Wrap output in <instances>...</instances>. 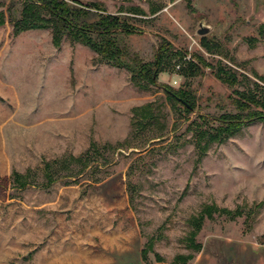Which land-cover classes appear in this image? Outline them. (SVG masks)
I'll return each mask as SVG.
<instances>
[{
    "label": "rangeland",
    "instance_id": "374dc122",
    "mask_svg": "<svg viewBox=\"0 0 264 264\" xmlns=\"http://www.w3.org/2000/svg\"><path fill=\"white\" fill-rule=\"evenodd\" d=\"M65 1L88 10L90 22L120 17L133 28L120 38L142 62L163 39L187 57L151 84L66 30L60 47L52 28L13 37L29 0H0L8 17L0 25V264H174L179 255L186 264H264V123L211 141L219 123L200 115L235 112L234 88L209 67L180 74L193 54L264 74V0ZM164 85L189 88L196 109L188 113ZM48 164L64 177L43 187ZM30 169L33 185L15 187L12 172ZM206 205L241 215L206 219L196 251L191 219Z\"/></svg>",
    "mask_w": 264,
    "mask_h": 264
},
{
    "label": "trees",
    "instance_id": "16d2710c",
    "mask_svg": "<svg viewBox=\"0 0 264 264\" xmlns=\"http://www.w3.org/2000/svg\"><path fill=\"white\" fill-rule=\"evenodd\" d=\"M94 8L102 10L100 6ZM88 14V10L75 11L65 0H29L28 4L23 6L20 18H13V32L16 35L30 29L52 28L53 44L55 47H60L66 30L73 43L89 46L101 60H105L112 66L126 68L132 73V77L138 76L151 84H156L159 74L172 67L174 61L184 60L187 57V53L178 50L169 41L163 39L155 52L153 61L142 62L137 54L132 55L120 38L122 33H130L133 30L132 27L126 25L120 17L112 14L101 15L97 21L90 22ZM7 18V13L0 10V25H3ZM202 45L208 52L214 53L212 46ZM191 57L192 60L186 62L180 74L187 78L196 77L203 74L202 66L209 67L219 81L234 88L235 96H231V103L235 112H224L219 116L200 115V118L208 123L211 121L219 123L214 130H208L211 141L223 142L244 126L256 122L264 123V74L254 71V78H252L248 72H240L221 60L214 64L207 62L199 54H193ZM232 63L235 64V62ZM163 87L166 95L175 103L183 106L188 113H192L196 109V97L189 88L184 86L174 88L168 85ZM202 133L205 134L206 131ZM91 148L98 149L96 144H93ZM88 152H85L86 156H88ZM72 159L81 161L83 156L72 157ZM68 162L57 160L56 164L63 165ZM50 166L48 164V174L42 183L43 187H48L55 180L64 177V174L59 171L53 172ZM32 175L33 170L31 169L25 173L13 171L10 179L15 187H29L33 185L34 177ZM240 213L239 210L233 211L215 205H206L201 214L191 219L194 229L187 238L188 244L196 251H201L203 244L196 242V236L206 219H213L215 214L234 219L241 215ZM142 254L146 261V249H143ZM190 258L192 257L188 259ZM186 259L183 255H179L174 264H186ZM157 261H162V259L157 256Z\"/></svg>",
    "mask_w": 264,
    "mask_h": 264
},
{
    "label": "crops",
    "instance_id": "0c3cea01",
    "mask_svg": "<svg viewBox=\"0 0 264 264\" xmlns=\"http://www.w3.org/2000/svg\"><path fill=\"white\" fill-rule=\"evenodd\" d=\"M31 30H39V29H30V30H26V31H22V32H20L19 34H14V32H13V37H16V36H18V35H20V34H22V33H24V32H27V31H31ZM52 44H53V40H52ZM53 46L55 47V45L53 44ZM79 64V63H78ZM77 68V67H76ZM88 70H89V73H90V75H89V80H90V82H92V80H91V78H92V72L93 71H95V68H94V66L92 65V64H90V67L89 68H87ZM76 73L78 74V69L76 70ZM79 74H80V76L82 75L81 74V71L79 70ZM80 78V80H79V85H81L82 84V82H81V78L82 77H79Z\"/></svg>",
    "mask_w": 264,
    "mask_h": 264
},
{
    "label": "water",
    "instance_id": "95a60500",
    "mask_svg": "<svg viewBox=\"0 0 264 264\" xmlns=\"http://www.w3.org/2000/svg\"><path fill=\"white\" fill-rule=\"evenodd\" d=\"M199 33H200V34H205V33H207V29H205V28H204V29H200V30H199Z\"/></svg>",
    "mask_w": 264,
    "mask_h": 264
}]
</instances>
